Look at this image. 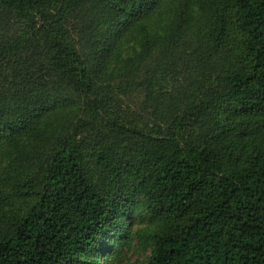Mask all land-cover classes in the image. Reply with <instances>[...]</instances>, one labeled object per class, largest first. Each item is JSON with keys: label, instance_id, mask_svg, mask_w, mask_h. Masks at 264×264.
Masks as SVG:
<instances>
[{"label": "trees", "instance_id": "trees-1", "mask_svg": "<svg viewBox=\"0 0 264 264\" xmlns=\"http://www.w3.org/2000/svg\"><path fill=\"white\" fill-rule=\"evenodd\" d=\"M133 239L264 264V0H0V264Z\"/></svg>", "mask_w": 264, "mask_h": 264}, {"label": "rangeland", "instance_id": "rangeland-1", "mask_svg": "<svg viewBox=\"0 0 264 264\" xmlns=\"http://www.w3.org/2000/svg\"><path fill=\"white\" fill-rule=\"evenodd\" d=\"M137 98L133 97L132 101H129V104L132 108H135ZM128 104V103H127ZM132 246L128 252L126 253L125 262L126 264H143L145 262V259L147 255L149 254V251L143 250L140 246H136V240H132ZM117 247H114L113 250H116Z\"/></svg>", "mask_w": 264, "mask_h": 264}]
</instances>
